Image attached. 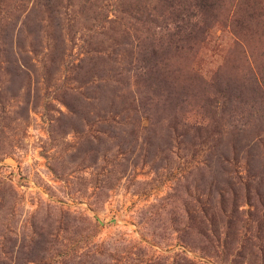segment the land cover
I'll use <instances>...</instances> for the list:
<instances>
[{
	"label": "rangeland",
	"instance_id": "rangeland-1",
	"mask_svg": "<svg viewBox=\"0 0 264 264\" xmlns=\"http://www.w3.org/2000/svg\"><path fill=\"white\" fill-rule=\"evenodd\" d=\"M146 11L99 123L42 3L0 0V264H264V0Z\"/></svg>",
	"mask_w": 264,
	"mask_h": 264
},
{
	"label": "trees",
	"instance_id": "trees-1",
	"mask_svg": "<svg viewBox=\"0 0 264 264\" xmlns=\"http://www.w3.org/2000/svg\"><path fill=\"white\" fill-rule=\"evenodd\" d=\"M148 1L80 0L77 12L82 14L84 22L80 21L78 24H82V26L90 24L91 26L84 27L78 34L76 31L69 33V29L75 25L65 26V21H68V24L73 21L67 18L69 14L67 12H75L73 0H67L70 7H68L69 5L65 6L64 12H62L64 0H39L48 15L49 28L57 33L56 39L61 45L54 46V50L49 54L48 62L56 65L63 60L64 51H66L63 43L67 38V41L78 48L76 55L73 53L72 56L71 53L69 57H73V60L77 58L79 71H84L86 62L90 63L92 71L89 79V83L92 85L90 91H93L94 88L99 90L98 94L97 91H94L89 96L93 102L91 107L96 111V122H117V116L125 112L124 117L118 121V123H124L127 120V114L132 111L134 104H129L128 98H124L118 107L117 98L121 97L122 89L98 84L111 81L119 86L127 85L128 78L123 76L120 71H128V69H121V66L130 65L129 60L132 57V52L138 47L133 37H136V32L141 31L140 26H144L151 20L146 11ZM112 13L114 18L110 17ZM8 53L10 55V50ZM105 89L112 95H108ZM73 90L79 91V88H73ZM70 104L71 102L68 103V105Z\"/></svg>",
	"mask_w": 264,
	"mask_h": 264
}]
</instances>
